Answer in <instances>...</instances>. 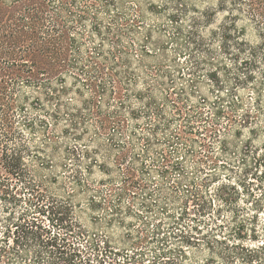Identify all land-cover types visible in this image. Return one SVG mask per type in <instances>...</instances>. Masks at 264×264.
Instances as JSON below:
<instances>
[{
  "label": "rangeland",
  "instance_id": "rangeland-1",
  "mask_svg": "<svg viewBox=\"0 0 264 264\" xmlns=\"http://www.w3.org/2000/svg\"><path fill=\"white\" fill-rule=\"evenodd\" d=\"M182 4L116 0L100 11L104 40L86 48L102 45L121 72L128 57L134 72L124 87L127 128L111 131L127 145H111L93 118H84L87 130L70 129L66 108L53 133L27 134L33 178L57 199L72 193L78 226L58 229L24 199H0V237L13 207L15 219H39L91 264H246L243 248L264 242V32L248 17L233 23L220 0ZM67 86L76 113L94 92L73 79ZM101 101L103 109L120 102Z\"/></svg>",
  "mask_w": 264,
  "mask_h": 264
},
{
  "label": "trees",
  "instance_id": "trees-1",
  "mask_svg": "<svg viewBox=\"0 0 264 264\" xmlns=\"http://www.w3.org/2000/svg\"><path fill=\"white\" fill-rule=\"evenodd\" d=\"M110 2L116 0H0V199L11 204L24 199L34 206L36 215L67 231L78 226L73 195L68 193L65 199H57L45 179L33 178V154L26 136L39 130L53 133L66 108L71 112L66 113L71 118L70 129L87 130L84 118H93L101 135L110 134L111 145H127V141L117 139L111 131L127 128L124 113L130 106L125 101L124 87L132 88L135 83L131 62L128 57L122 60L126 70L121 72L116 69L117 57L113 54L115 60L111 62V53H106L102 45L93 51L86 48L87 39L104 40L100 11ZM166 2L186 7L183 0ZM219 8L228 13L233 23L240 17H248L264 32V0H220ZM113 38L120 36L114 34ZM252 51L254 63L260 64ZM109 64L114 65L108 69L111 86L103 78ZM69 79L75 81L79 90L87 86L94 92L92 99L84 100L83 108L76 113L75 108L70 110L71 103L65 97L70 91ZM109 94L120 102L114 108L103 109L101 99ZM145 98L144 93L136 96L138 100ZM35 156L36 161L44 160ZM95 162L99 163L97 159ZM131 172L128 171V179L132 178ZM53 178L58 180L57 176ZM125 186L126 190L130 187ZM224 192L225 189L220 190V195ZM14 212L12 207L5 218L0 264H18L19 259L22 264H91V259L81 257L82 252L73 241L52 235L37 218L26 220L25 213L15 219ZM11 236L14 247L5 244ZM243 249L248 253V258L243 259L246 264H264V242L254 249Z\"/></svg>",
  "mask_w": 264,
  "mask_h": 264
}]
</instances>
